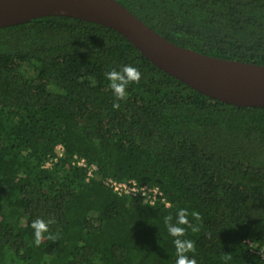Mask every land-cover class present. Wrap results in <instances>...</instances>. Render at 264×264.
Listing matches in <instances>:
<instances>
[{
    "label": "trees",
    "instance_id": "16d2710c",
    "mask_svg": "<svg viewBox=\"0 0 264 264\" xmlns=\"http://www.w3.org/2000/svg\"><path fill=\"white\" fill-rule=\"evenodd\" d=\"M118 1L179 46L264 65V0ZM126 64L142 76L116 109L105 73ZM75 155L98 166L90 181ZM107 177L164 201L118 195ZM180 208L203 217L182 237L198 264H264V107L200 93L96 22L0 28V264H175L163 218ZM50 217L59 239L37 247L31 223Z\"/></svg>",
    "mask_w": 264,
    "mask_h": 264
},
{
    "label": "water",
    "instance_id": "95a60500",
    "mask_svg": "<svg viewBox=\"0 0 264 264\" xmlns=\"http://www.w3.org/2000/svg\"><path fill=\"white\" fill-rule=\"evenodd\" d=\"M50 15L92 21L117 31L159 69L204 95L239 107H264V65L179 46L118 0H0V28Z\"/></svg>",
    "mask_w": 264,
    "mask_h": 264
},
{
    "label": "clouds",
    "instance_id": "9594fccd",
    "mask_svg": "<svg viewBox=\"0 0 264 264\" xmlns=\"http://www.w3.org/2000/svg\"><path fill=\"white\" fill-rule=\"evenodd\" d=\"M141 76L142 74L139 69L131 64H126L118 70L112 69L105 73V78L110 82L109 87L117 98L116 102L113 103V108L118 109L120 107L119 101L127 99L128 86L132 83H139ZM189 216L192 217V221H196L197 223L190 221ZM163 219L168 234L174 238L173 243L176 250L175 264H198L195 258V253L197 251L196 242L191 239H183L182 237L187 235L188 230H191L192 233L200 232L203 222L201 213L195 210L189 213L187 208H180L176 213L175 223H173L172 215H167ZM53 223H55L54 217H50L47 221L43 218H36L32 221L31 228L34 230V243L37 247L43 243L44 234L49 233V225ZM47 238L56 241L59 239V234L49 233ZM190 253L192 255H189ZM260 253L264 255L261 249ZM222 259L227 262L231 260L232 257L231 255H225Z\"/></svg>",
    "mask_w": 264,
    "mask_h": 264
},
{
    "label": "built area",
    "instance_id": "2783aa9c",
    "mask_svg": "<svg viewBox=\"0 0 264 264\" xmlns=\"http://www.w3.org/2000/svg\"><path fill=\"white\" fill-rule=\"evenodd\" d=\"M59 156L63 154L62 145L57 146ZM74 163L83 168L86 172V181H90L95 177L98 170V166L95 163H89L88 160L79 155L74 156ZM50 165V162L47 163ZM105 185L109 186L118 195H129L133 197H142L146 202L150 204H155L158 201H164V196L162 191L158 187H150L148 185H140L135 180L129 181H118L111 177H107L104 180ZM262 252H264V244L260 247ZM260 249L256 252L264 259V255L260 253Z\"/></svg>",
    "mask_w": 264,
    "mask_h": 264
}]
</instances>
